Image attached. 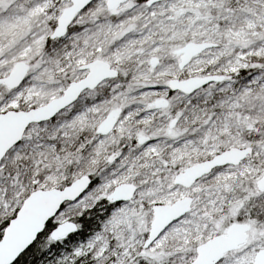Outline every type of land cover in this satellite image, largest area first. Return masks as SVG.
<instances>
[{"label":"snow or ice","instance_id":"1","mask_svg":"<svg viewBox=\"0 0 264 264\" xmlns=\"http://www.w3.org/2000/svg\"><path fill=\"white\" fill-rule=\"evenodd\" d=\"M0 264H264V0H0Z\"/></svg>","mask_w":264,"mask_h":264},{"label":"water","instance_id":"2","mask_svg":"<svg viewBox=\"0 0 264 264\" xmlns=\"http://www.w3.org/2000/svg\"><path fill=\"white\" fill-rule=\"evenodd\" d=\"M31 245H29V247H30Z\"/></svg>","mask_w":264,"mask_h":264},{"label":"trees","instance_id":"3","mask_svg":"<svg viewBox=\"0 0 264 264\" xmlns=\"http://www.w3.org/2000/svg\"><path fill=\"white\" fill-rule=\"evenodd\" d=\"M31 247V246H30Z\"/></svg>","mask_w":264,"mask_h":264}]
</instances>
